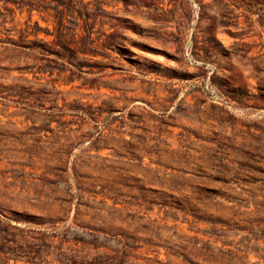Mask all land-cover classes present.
I'll use <instances>...</instances> for the list:
<instances>
[{
	"label": "rangeland",
	"instance_id": "1",
	"mask_svg": "<svg viewBox=\"0 0 264 264\" xmlns=\"http://www.w3.org/2000/svg\"><path fill=\"white\" fill-rule=\"evenodd\" d=\"M0 264H264V0H0Z\"/></svg>",
	"mask_w": 264,
	"mask_h": 264
}]
</instances>
